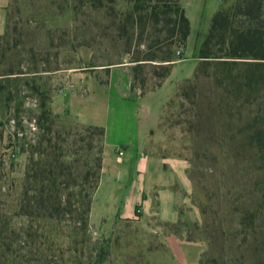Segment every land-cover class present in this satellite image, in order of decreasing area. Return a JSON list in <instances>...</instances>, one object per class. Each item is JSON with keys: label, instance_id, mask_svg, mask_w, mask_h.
I'll use <instances>...</instances> for the list:
<instances>
[{"label": "rangeland", "instance_id": "obj_1", "mask_svg": "<svg viewBox=\"0 0 264 264\" xmlns=\"http://www.w3.org/2000/svg\"><path fill=\"white\" fill-rule=\"evenodd\" d=\"M218 1L214 10L216 0H205L186 53L171 37L173 6L133 11L131 0L9 2L0 35V264H264V148L256 141L264 133V66L224 61L225 45L215 39L212 54L199 57L214 13L235 0ZM165 47L174 90L157 132L169 152L189 163L197 217L166 228L124 221L96 235L87 214L103 135L55 113L51 96L65 85L64 75L100 71L103 80L109 67L131 70L145 62L134 95L151 90L169 76L155 75ZM194 63L192 75L181 79ZM49 163L54 186L30 176ZM48 188L58 197L43 208L32 195Z\"/></svg>", "mask_w": 264, "mask_h": 264}, {"label": "crops", "instance_id": "obj_2", "mask_svg": "<svg viewBox=\"0 0 264 264\" xmlns=\"http://www.w3.org/2000/svg\"><path fill=\"white\" fill-rule=\"evenodd\" d=\"M10 1L0 0V35L6 30ZM180 4L189 20L186 53L188 40L193 45L196 40L205 0H180ZM218 4L216 0L214 10ZM194 67L195 63L181 79L189 78ZM172 70L171 66L161 85L137 96L131 90L128 65L109 67L103 80L95 74L100 71L75 72L64 75L65 85L51 96L55 113L103 129L99 177L88 210L89 230L96 235L107 236L124 221H149L166 228L197 217L189 163L169 152L157 132L163 104L174 90L169 86ZM164 234L178 240L170 230Z\"/></svg>", "mask_w": 264, "mask_h": 264}, {"label": "trees", "instance_id": "obj_3", "mask_svg": "<svg viewBox=\"0 0 264 264\" xmlns=\"http://www.w3.org/2000/svg\"><path fill=\"white\" fill-rule=\"evenodd\" d=\"M131 1L133 3V11L148 10L150 9L148 7H151L150 4L152 3H157L161 8L173 6L175 9V15L171 28V37H174L175 41H177L181 47H185L186 39L189 34V20L184 14L180 0ZM213 41L215 44L225 45L223 57L227 60L224 61L235 62L237 60L251 59L254 60L253 62H255V65L264 66V0H235L229 9L216 11L212 17L209 32L198 49V55L200 58H208L209 55L212 54L210 52V45H212ZM165 48L166 49L163 51L160 50L163 56L160 57V60H158L160 63L156 64L160 69H162L160 73H155V75L159 78L167 77L171 69V66H169L170 63L165 62L170 60L171 49H167V47ZM155 58L158 57L153 55L151 58H147L146 60H154ZM145 63H139V65L131 69V90L133 92L135 86L134 82L138 79L140 67L142 66L140 64ZM260 76L264 79V72L260 74ZM139 82L144 83V79H139ZM159 85L160 81L157 86ZM143 93L144 92H141L139 95ZM99 129L103 135V129ZM44 140L47 142L49 141L47 138H44ZM256 141L258 146L264 148V133L257 135ZM51 166L52 164L49 163L48 167L46 166L41 169L32 170L30 176L36 180L46 181L50 185L54 186L57 175ZM43 190L44 189H41L39 194L32 195V199L34 200L35 198L34 201L42 203V205L39 206L48 208L46 205L50 202L52 203L53 199L58 197V192L48 188V190L46 189L47 192L45 195H43ZM90 199L88 203V210ZM50 209L48 210L50 211ZM49 215L51 216L52 214Z\"/></svg>", "mask_w": 264, "mask_h": 264}, {"label": "built area", "instance_id": "obj_4", "mask_svg": "<svg viewBox=\"0 0 264 264\" xmlns=\"http://www.w3.org/2000/svg\"><path fill=\"white\" fill-rule=\"evenodd\" d=\"M178 53V52H177ZM121 152H119V154H120Z\"/></svg>", "mask_w": 264, "mask_h": 264}]
</instances>
